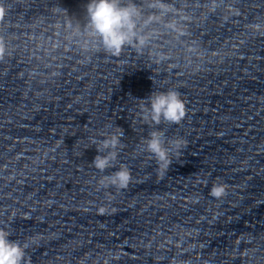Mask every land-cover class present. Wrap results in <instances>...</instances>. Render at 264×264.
<instances>
[{
  "label": "clouds",
  "instance_id": "clouds-1",
  "mask_svg": "<svg viewBox=\"0 0 264 264\" xmlns=\"http://www.w3.org/2000/svg\"><path fill=\"white\" fill-rule=\"evenodd\" d=\"M223 9L225 20L239 14L238 9L230 0H89L85 6L83 24L79 20L73 22L67 9L53 8V12L64 17L62 28L83 52H103L107 57L119 58L126 49L139 56L148 55L156 64H162L170 56L157 47L158 43L167 38L180 41L189 35L192 23L205 21L207 17ZM5 9L0 6V21H3ZM250 30L264 32V20L253 22ZM193 49L189 47L188 51ZM8 52L5 40L0 37V61ZM139 105V118L150 125H179L186 116V105L181 94L175 89L154 91ZM101 140L93 139L99 153L92 165L100 173L112 168L122 147L123 135L119 128L111 133H101ZM185 145L182 139H167L165 132L154 128L142 142L141 150L151 154L163 176L172 164L173 153H178ZM131 170L126 165L110 175H103L98 180V188L114 187L127 189L132 182ZM227 185L213 184L210 195L216 199L227 196ZM101 207L99 212L103 214ZM12 232L0 227V264H29L27 250L36 242L29 238L23 242L10 239Z\"/></svg>",
  "mask_w": 264,
  "mask_h": 264
}]
</instances>
